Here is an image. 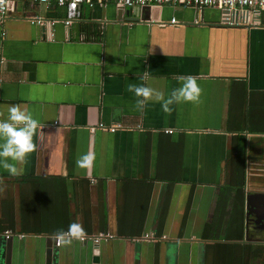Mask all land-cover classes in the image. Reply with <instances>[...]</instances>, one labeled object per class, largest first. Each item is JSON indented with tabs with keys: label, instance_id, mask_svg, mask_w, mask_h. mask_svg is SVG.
I'll list each match as a JSON object with an SVG mask.
<instances>
[{
	"label": "crops",
	"instance_id": "obj_1",
	"mask_svg": "<svg viewBox=\"0 0 264 264\" xmlns=\"http://www.w3.org/2000/svg\"><path fill=\"white\" fill-rule=\"evenodd\" d=\"M242 14L95 4L66 27L53 2L10 5L0 120L17 104L38 129L0 167V264H264V12ZM188 77L198 102L165 111ZM129 84L162 99L138 108Z\"/></svg>",
	"mask_w": 264,
	"mask_h": 264
},
{
	"label": "clouds",
	"instance_id": "obj_2",
	"mask_svg": "<svg viewBox=\"0 0 264 264\" xmlns=\"http://www.w3.org/2000/svg\"><path fill=\"white\" fill-rule=\"evenodd\" d=\"M128 90L133 92L137 97L136 104L138 108H142L145 102L154 98L159 101L162 99V94L147 87L136 86L129 84ZM200 88L196 81L188 77L183 83L172 90L168 99L162 103V108L168 111V105L173 102H198ZM38 124L32 114L20 105L13 104L8 107V115L6 119L0 120V167L7 169L10 175H17V167L13 162H22L26 156L35 149L33 136L37 132ZM94 155L87 153L76 161L79 167H90ZM83 229L79 224L73 223L69 225L66 233H61V236L69 238H80ZM71 239H65L64 243H70Z\"/></svg>",
	"mask_w": 264,
	"mask_h": 264
},
{
	"label": "built area",
	"instance_id": "obj_3",
	"mask_svg": "<svg viewBox=\"0 0 264 264\" xmlns=\"http://www.w3.org/2000/svg\"><path fill=\"white\" fill-rule=\"evenodd\" d=\"M18 0H0V21L4 16L7 15L10 5ZM26 1L33 4H48L53 2L56 6L64 9L65 16L62 20L64 26L68 27L73 22L81 19V6L86 5L92 7L93 5H107L112 4L117 8H160L162 6H182V7H193L198 11L205 8L216 9L221 11V22L224 25L236 26L240 24L247 23V17L242 13H247V15H256L264 12V0H19ZM243 19V20H241ZM27 21L31 24H36L42 26L44 23L48 25H53L57 21L49 20L44 22L41 18L37 16H28ZM170 23H176L175 20H171ZM3 58L0 56V70L2 66ZM98 129L107 130L109 132H114L119 129V125L104 126L99 123L97 125ZM166 133H171V130H167ZM5 237L8 238L11 232L5 231ZM98 237H95L92 241L97 242ZM148 237V236H146Z\"/></svg>",
	"mask_w": 264,
	"mask_h": 264
}]
</instances>
